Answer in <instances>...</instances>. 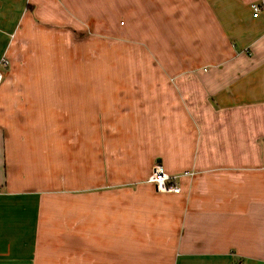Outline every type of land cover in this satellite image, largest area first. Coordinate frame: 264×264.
<instances>
[{"label": "crops", "instance_id": "crops-1", "mask_svg": "<svg viewBox=\"0 0 264 264\" xmlns=\"http://www.w3.org/2000/svg\"><path fill=\"white\" fill-rule=\"evenodd\" d=\"M2 58L0 264H264V0H0Z\"/></svg>", "mask_w": 264, "mask_h": 264}, {"label": "built area", "instance_id": "built-area-1", "mask_svg": "<svg viewBox=\"0 0 264 264\" xmlns=\"http://www.w3.org/2000/svg\"><path fill=\"white\" fill-rule=\"evenodd\" d=\"M260 6H255L256 14L260 10ZM9 61L6 58H2L0 61V85L3 82L4 74L2 71V67L6 66ZM177 176L170 175L166 173L163 167L160 164H156L153 168L151 176L148 178L149 182L155 184L156 188L161 192H180V187L175 184Z\"/></svg>", "mask_w": 264, "mask_h": 264}, {"label": "rangeland", "instance_id": "rangeland-1", "mask_svg": "<svg viewBox=\"0 0 264 264\" xmlns=\"http://www.w3.org/2000/svg\"><path fill=\"white\" fill-rule=\"evenodd\" d=\"M103 54L106 55L105 52H100V54H99V58H100V60H105V59H106V56L103 55ZM84 57H85V56H84ZM85 58H89V57H85ZM78 70H80V68H78ZM90 71H91V69H90L89 67L84 66V67L81 68L80 73H81V74H84V75H87V74H90V73H91ZM91 74H92V73H91Z\"/></svg>", "mask_w": 264, "mask_h": 264}]
</instances>
